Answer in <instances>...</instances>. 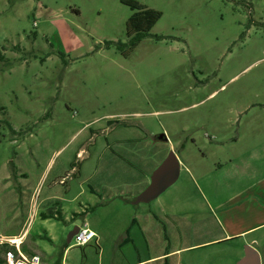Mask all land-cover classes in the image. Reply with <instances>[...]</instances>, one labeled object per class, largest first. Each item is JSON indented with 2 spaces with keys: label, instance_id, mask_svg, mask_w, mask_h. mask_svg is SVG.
<instances>
[{
  "label": "rangeland",
  "instance_id": "374dc122",
  "mask_svg": "<svg viewBox=\"0 0 264 264\" xmlns=\"http://www.w3.org/2000/svg\"><path fill=\"white\" fill-rule=\"evenodd\" d=\"M134 1L161 18L130 47L122 0H0V238L27 228L30 197L46 213L50 194L58 208L77 195L65 223L27 228L43 264H129L173 235L221 234L192 182L229 175V160L264 145V0ZM133 143L143 166L126 160ZM158 144L180 161L178 180L149 203L125 201L124 169L149 185ZM83 223L97 237L67 244ZM232 244L184 251L181 264H232Z\"/></svg>",
  "mask_w": 264,
  "mask_h": 264
},
{
  "label": "crops",
  "instance_id": "0c3cea01",
  "mask_svg": "<svg viewBox=\"0 0 264 264\" xmlns=\"http://www.w3.org/2000/svg\"><path fill=\"white\" fill-rule=\"evenodd\" d=\"M239 139L240 137L236 136L234 138V143L236 144ZM194 142L195 141H193V143ZM132 146L135 149V153L126 154V160H128V162L134 160L137 162L135 164H141L143 166L144 155L142 152V144L133 143ZM262 148H264V145L256 146L253 148L254 150L239 155L235 161L229 160L231 170L229 175H201L198 177V180L194 179L192 182L194 189L196 192H200L201 197H203L204 200L205 196L203 195V192L208 193V211L212 216L213 222L218 224L221 234L217 235L213 233L203 235L194 243L188 240L178 243V238L173 235L170 237V245L168 243L170 248H163L158 256L147 260L139 259L129 264L149 262V260L161 258L163 256H167V260H170V263L167 264H181L182 260L180 259V255L184 251L191 252L194 251V248L199 246L209 247L217 244L223 245L228 242H233L232 246L229 248L230 253L234 255V257L230 259L232 264H237L244 256V251L247 246L254 248L259 253L261 264H264V150H262ZM165 149L166 147L161 144H158V147L156 146V148L153 149V152L149 157L151 163L147 164V166L150 164L153 165L151 172L165 160L167 155V150ZM248 149L250 150V148ZM218 168H221L220 171L222 172L227 169H223L224 167L222 166H219ZM124 170V178H120V181L122 184L124 183L126 188L123 189L124 191L121 194L128 197V199H124L125 201L130 198L134 200L136 196L148 186L149 180L145 174L140 176L138 180H135V178L132 177L133 170ZM127 176L130 178H127ZM48 186L52 188L55 184H49ZM178 190L180 189L178 188ZM109 194L108 198L112 196L110 192ZM93 195H95V192ZM76 198L77 195L67 198V200L64 199L65 204L59 207L62 216L65 215L66 211L70 210V205L76 200ZM58 200L60 201L58 197L50 194L39 202V205L42 207L43 204H49L50 201H56L59 204ZM28 202V207L25 209L26 215L24 219L27 228L37 220H41L43 223L50 220L55 221V219L42 218L44 211H38V208L33 207L34 210H32L31 197L28 199ZM56 202L52 208L54 210L57 209ZM47 212L48 211H46V213ZM177 224L179 223H176L175 216H171L170 227L172 232L175 230L174 225ZM183 226L185 227V225ZM27 228L21 231L19 235L3 236L0 238V243L21 239V251L24 255H26L25 252L32 255L37 254L38 251L31 247V245L28 246L27 244ZM207 229L208 228L205 227L206 234ZM93 232L96 234L95 231ZM50 240H52V238ZM260 247L261 249H259ZM219 260L220 259H217V261Z\"/></svg>",
  "mask_w": 264,
  "mask_h": 264
},
{
  "label": "trees",
  "instance_id": "16d2710c",
  "mask_svg": "<svg viewBox=\"0 0 264 264\" xmlns=\"http://www.w3.org/2000/svg\"><path fill=\"white\" fill-rule=\"evenodd\" d=\"M122 3L125 4L132 11H134L133 15L128 19L126 23V35L128 37V43L130 47H135L138 43H140V41L144 37L149 35L151 29L161 18V13L148 9L147 7L139 4L138 2L134 0H122ZM124 46L125 45L123 44L119 45L120 49L121 47L123 48ZM120 51L124 52V49H121ZM5 61H6L5 56L0 52V63H4ZM42 218L55 219L62 223L66 222L63 219L62 212L60 211L58 207L55 210L52 209L48 211L47 213H44L42 215ZM47 239L48 241L52 242V240H50L48 237ZM128 241H129V238L127 237L124 240V242H128ZM10 250H14V247L9 242L0 243V264H7L5 260V255H6V252ZM25 253H26V256H33L32 254H27V252ZM34 255H37V254H34ZM61 259L62 257H59V259L56 261L55 264H62Z\"/></svg>",
  "mask_w": 264,
  "mask_h": 264
},
{
  "label": "water",
  "instance_id": "95a60500",
  "mask_svg": "<svg viewBox=\"0 0 264 264\" xmlns=\"http://www.w3.org/2000/svg\"><path fill=\"white\" fill-rule=\"evenodd\" d=\"M180 172L179 162L173 152H170L165 160L153 171L149 185L138 195L133 204L149 203L158 198L178 180ZM79 227H74L67 237L69 244ZM237 264H261L259 253L252 247L247 246L244 256Z\"/></svg>",
  "mask_w": 264,
  "mask_h": 264
},
{
  "label": "built area",
  "instance_id": "2783aa9c",
  "mask_svg": "<svg viewBox=\"0 0 264 264\" xmlns=\"http://www.w3.org/2000/svg\"><path fill=\"white\" fill-rule=\"evenodd\" d=\"M95 237L96 234L91 229H89L87 223H83L82 226L79 227L77 234L73 236L71 241H74L76 246H85L90 243ZM6 242H9L14 247V250L6 252L5 260L7 264H43L39 255L26 256L22 253V242L15 240Z\"/></svg>",
  "mask_w": 264,
  "mask_h": 264
},
{
  "label": "flooded vegetation",
  "instance_id": "af4514ba",
  "mask_svg": "<svg viewBox=\"0 0 264 264\" xmlns=\"http://www.w3.org/2000/svg\"><path fill=\"white\" fill-rule=\"evenodd\" d=\"M161 138L165 139L164 136H161Z\"/></svg>",
  "mask_w": 264,
  "mask_h": 264
}]
</instances>
